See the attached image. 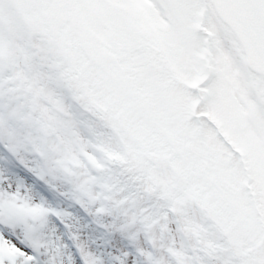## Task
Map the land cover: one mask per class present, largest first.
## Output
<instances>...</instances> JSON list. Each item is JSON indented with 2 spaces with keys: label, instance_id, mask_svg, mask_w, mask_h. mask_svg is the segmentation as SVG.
<instances>
[{
  "label": "snow or ice",
  "instance_id": "snow-or-ice-1",
  "mask_svg": "<svg viewBox=\"0 0 264 264\" xmlns=\"http://www.w3.org/2000/svg\"><path fill=\"white\" fill-rule=\"evenodd\" d=\"M0 264H264V0H0Z\"/></svg>",
  "mask_w": 264,
  "mask_h": 264
}]
</instances>
